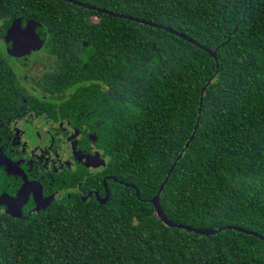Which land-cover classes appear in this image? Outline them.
I'll return each instance as SVG.
<instances>
[{
	"label": "trees",
	"instance_id": "obj_1",
	"mask_svg": "<svg viewBox=\"0 0 264 264\" xmlns=\"http://www.w3.org/2000/svg\"><path fill=\"white\" fill-rule=\"evenodd\" d=\"M78 1L216 49L218 71L208 52L159 27L64 0H0L2 29L32 17L48 28L49 43L58 39L68 51L76 50L75 38H85L79 60L85 52L101 59L93 45L107 43L99 49L109 59L101 78L111 90L93 96L97 88H82L81 106L106 104L120 115L111 123L120 136L109 199L69 198L30 217L0 214V264H264L263 239L233 229L203 235L169 227L149 202L189 138L201 89L212 77L160 206L176 223L234 224L264 236V0ZM95 16L99 22L89 23ZM72 60L61 64L68 76L98 82L91 62L67 70Z\"/></svg>",
	"mask_w": 264,
	"mask_h": 264
},
{
	"label": "flooded vegetation",
	"instance_id": "obj_2",
	"mask_svg": "<svg viewBox=\"0 0 264 264\" xmlns=\"http://www.w3.org/2000/svg\"><path fill=\"white\" fill-rule=\"evenodd\" d=\"M24 19L38 22L35 29L44 28L40 46L29 34L14 36V26ZM88 22L99 19L91 17ZM48 36V28L32 17L10 22L4 29L0 24V198L5 199L0 214L10 217L34 216L69 198L101 204L106 190L109 199V184L115 177L109 169L120 134H115L118 130L111 123L120 115L115 116L106 104L98 110V106H81L86 94L82 88H97L93 96L111 90L101 78L102 64L109 59L99 51L108 44L93 45L101 59L85 52L79 60L87 39L78 36L70 44L76 50L68 51L58 39L49 43ZM71 58L73 65L67 70L91 62L98 82L82 84L76 82L77 74L68 76L63 70L67 66L61 64ZM74 91L78 97L69 98ZM41 204L46 205L41 208Z\"/></svg>",
	"mask_w": 264,
	"mask_h": 264
},
{
	"label": "water",
	"instance_id": "obj_3",
	"mask_svg": "<svg viewBox=\"0 0 264 264\" xmlns=\"http://www.w3.org/2000/svg\"><path fill=\"white\" fill-rule=\"evenodd\" d=\"M64 1L76 4L78 6H82V7L87 8V9L96 10L97 12H101V13H104V14L113 15V16H117V17H121V18H126V19H129V20H133V21H136V22L143 23V24H148V25H151V26L159 27L161 29H164V30L170 32V33H173V34H175V35H177V36H179L181 38H184V39L190 41L191 43L195 44L197 47H199L200 49L208 52L212 57H214L215 60H216V72L218 71L219 64H218L217 56H216V49L212 50V49L206 47L205 45H203V44H201V43L189 38L188 36L184 35L183 33H180V32H178V31H176V30H174V29H172V28H170L168 26H164V25H161V24L149 21V20L141 19V18H138V17H135V16H131V15L122 14V13L114 12V11H111V10H107L105 8L97 7L95 5H89V4L80 2L78 0H64ZM38 24H39L38 22H35L33 20L24 19V21L22 23H19L18 25L14 26V31H17L14 34V36L18 37V38H23L26 34H29L31 36V39H36V41L38 42V46H40L42 41H43V39H44V37H45V30H44L43 27H41V29L40 28L39 29H35L36 25H38ZM31 31L35 32V34L32 35L31 33H27V32H31ZM211 80H212V77L207 80V82L203 85V87L201 89L199 106H198V114H197V118H196L195 124L193 126V130H192L191 134L189 135V138L185 142V144H184L183 148L181 149V151L174 158L172 164L170 165L168 171L166 172V175H165L164 179L160 183V185H159L156 193L154 194V196H152L149 199V202L153 205L154 213L162 220V222L164 224H166L169 227H179V228H183V229H186L188 231H193L195 233H199V234H203V235L215 234V233L220 232V231H222L224 229H233V230H237V231H240V232H243V233H246V234H251V235L257 236V237H259V238L264 240V236L261 235L260 233H258L256 231H253V230H249V229L243 228L241 226L234 225V224H227V225H223V226H220V227H217V228L207 229V228H198V227H194V226L187 225V224L176 223V222L170 220L165 215V213L163 212V210H162V208L160 206V202H159L160 193H161V191H162L167 179L169 178L173 168L175 167L177 161L181 158L184 149H186L189 146V144H190V142H191V140H192V138H193V136H194V134L196 132V129H197V126H198V123H199V118H200V115H201V110H202L203 94H204L206 86L210 83ZM87 164L89 165L88 161H87ZM136 195H138L137 191H136ZM107 198H108V190H106L105 198H103L99 203L103 204L107 200ZM1 201H5V199L4 198H0V202ZM45 205L46 204H41V208H44ZM14 216H18V215H14Z\"/></svg>",
	"mask_w": 264,
	"mask_h": 264
}]
</instances>
